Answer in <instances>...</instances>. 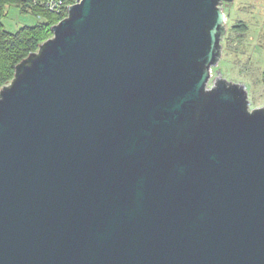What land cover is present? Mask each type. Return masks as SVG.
Wrapping results in <instances>:
<instances>
[{
  "label": "water",
  "instance_id": "water-1",
  "mask_svg": "<svg viewBox=\"0 0 264 264\" xmlns=\"http://www.w3.org/2000/svg\"><path fill=\"white\" fill-rule=\"evenodd\" d=\"M234 0H81L0 89V264H264V107L212 68Z\"/></svg>",
  "mask_w": 264,
  "mask_h": 264
},
{
  "label": "rangeland",
  "instance_id": "rangeland-1",
  "mask_svg": "<svg viewBox=\"0 0 264 264\" xmlns=\"http://www.w3.org/2000/svg\"><path fill=\"white\" fill-rule=\"evenodd\" d=\"M227 33L239 21L248 26L241 44L223 39V54L219 64L212 68V78L218 73L228 80L244 83L248 88L250 107H264V0H234L223 5ZM46 19V17H45ZM4 28L16 33L22 27L33 26L43 20L32 10L24 11L9 4L1 18Z\"/></svg>",
  "mask_w": 264,
  "mask_h": 264
},
{
  "label": "trees",
  "instance_id": "trees-1",
  "mask_svg": "<svg viewBox=\"0 0 264 264\" xmlns=\"http://www.w3.org/2000/svg\"><path fill=\"white\" fill-rule=\"evenodd\" d=\"M9 4H16L24 11L30 9L40 15L42 22L33 26H25L16 33L7 31L1 18ZM67 16V13H51L37 7H31L23 0H0V89L9 84L15 75L16 65L31 52L37 51L40 44L53 36L51 27ZM46 17V19H45ZM248 31L243 21L234 24L228 31L225 41L241 44Z\"/></svg>",
  "mask_w": 264,
  "mask_h": 264
},
{
  "label": "built area",
  "instance_id": "built-area-1",
  "mask_svg": "<svg viewBox=\"0 0 264 264\" xmlns=\"http://www.w3.org/2000/svg\"><path fill=\"white\" fill-rule=\"evenodd\" d=\"M29 4L31 7H37L40 9L47 10L51 13H68V8L71 4L80 2L81 0H23ZM41 19V16L38 15Z\"/></svg>",
  "mask_w": 264,
  "mask_h": 264
}]
</instances>
